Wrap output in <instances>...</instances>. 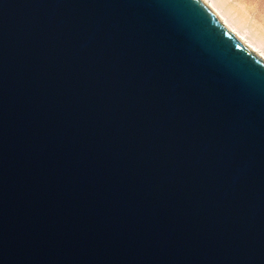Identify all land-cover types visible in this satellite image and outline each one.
Returning <instances> with one entry per match:
<instances>
[{
    "label": "water",
    "instance_id": "95a60500",
    "mask_svg": "<svg viewBox=\"0 0 264 264\" xmlns=\"http://www.w3.org/2000/svg\"><path fill=\"white\" fill-rule=\"evenodd\" d=\"M0 264H264V59L199 0H0Z\"/></svg>",
    "mask_w": 264,
    "mask_h": 264
},
{
    "label": "bare ground",
    "instance_id": "6f19581e",
    "mask_svg": "<svg viewBox=\"0 0 264 264\" xmlns=\"http://www.w3.org/2000/svg\"><path fill=\"white\" fill-rule=\"evenodd\" d=\"M199 1L218 17L222 24L229 28L244 44L264 59V33L250 26L239 8L228 6L227 0Z\"/></svg>",
    "mask_w": 264,
    "mask_h": 264
},
{
    "label": "rangeland",
    "instance_id": "374dc122",
    "mask_svg": "<svg viewBox=\"0 0 264 264\" xmlns=\"http://www.w3.org/2000/svg\"><path fill=\"white\" fill-rule=\"evenodd\" d=\"M227 4L239 8L248 24L264 33V0H227Z\"/></svg>",
    "mask_w": 264,
    "mask_h": 264
}]
</instances>
